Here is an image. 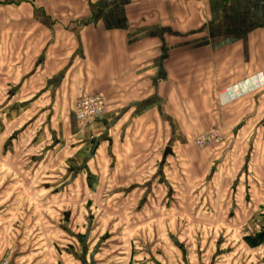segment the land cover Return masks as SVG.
<instances>
[{
  "label": "crops",
  "instance_id": "0c3cea01",
  "mask_svg": "<svg viewBox=\"0 0 264 264\" xmlns=\"http://www.w3.org/2000/svg\"><path fill=\"white\" fill-rule=\"evenodd\" d=\"M46 3L0 2V56L9 41L29 67L3 103L22 96L6 112L12 126L42 98L59 99L54 113L39 110L21 133L0 127V256L8 252L12 264H93L76 254L84 240L73 235V207L84 190L95 197L97 187L115 185L104 192L119 204L113 216L132 220L127 204L136 201L146 230L187 251L188 264H255L231 251L213 255L222 241L206 234L237 227L264 203V0H56L55 17ZM239 84L242 94L220 97ZM96 94L106 98L105 112L76 139L62 117L72 114L77 125L66 109ZM41 116H61L59 125L28 138L24 130ZM210 130L224 135L221 145H192ZM91 136L99 139L94 153L83 141ZM100 152L102 174L90 167ZM62 163L63 176L47 182V168ZM175 216L193 218L184 227L200 239L193 236L189 250L176 242Z\"/></svg>",
  "mask_w": 264,
  "mask_h": 264
},
{
  "label": "rangeland",
  "instance_id": "374dc122",
  "mask_svg": "<svg viewBox=\"0 0 264 264\" xmlns=\"http://www.w3.org/2000/svg\"><path fill=\"white\" fill-rule=\"evenodd\" d=\"M55 1L56 0H46L47 16L49 17L62 15L60 12L56 13L60 11V9L59 5H54ZM0 2H2V0H0ZM9 46V41L8 46L7 42L5 41V49L3 52H1L3 55L0 56V127L2 126L5 129V133L11 129H13V132H17L16 129H18V131L21 133L25 127L29 128L27 125L29 123L32 124V122H29V119L34 118L33 115L39 110L44 109L45 111L49 112V115L50 113H54L59 105V99L54 98L53 102L55 104H50L47 101V96L45 99L42 98L43 101L40 104L36 103L29 107L31 116H23V119L20 118L18 126H12L11 123L14 119L12 116H14V114H7L6 112L10 108V104H13L12 102L16 100L21 101L22 96L12 99L8 105H4L3 103L7 101V95L9 91L16 90L18 86V78H20L21 75H24L29 67H21V65H19L23 58L19 56L16 51L11 50V48L8 49ZM33 59H36L35 56L24 57L26 64H31ZM23 91H25V89L21 88L19 93H23ZM72 108H74L73 105L66 109V112L71 113ZM24 114L26 113L24 112ZM69 115L70 116H63L62 119H65V122L70 123L69 128L76 132L75 138L80 139L81 136H84V134L87 133H85L86 126L83 127V129L79 128L78 125L75 124L72 114ZM49 117L50 116H41L35 120L29 131L24 130V134L29 136L28 138H35V135L38 134L41 128L46 130L49 128H57V125H59L57 118L61 116H53V118ZM45 123L47 124V127L43 126ZM219 135L221 136V141L211 144L210 146L221 145V143L224 142V135L221 133H219ZM49 142L50 141H47V144H49ZM71 142L72 139H68L65 143H63L66 150L70 148ZM60 147L62 148V144ZM72 152L73 155L76 154L75 151ZM53 153L52 155H54ZM58 154H60V152H58ZM102 165L103 159L101 158L100 152L94 163H90V167H92L93 170L99 169L102 174ZM65 168L66 166L64 163L55 168L50 165L47 168L48 175H46L47 178L45 180L47 182H52L54 177L56 178L59 176L60 178L63 176L62 174H64ZM97 177L100 179L102 178L100 175ZM39 186L43 187L42 184ZM116 187L117 186L115 185L108 186L104 191L99 190L97 187L95 197H91L88 192H86L85 195L84 190V200L79 199L78 211H75L77 210L76 206L73 207V213H78L79 215L77 228H74L75 234L73 235H77L82 240H84V245L79 247L80 249L78 252L76 251V254L79 256V258L88 262L93 261V264H188L187 262L190 261H188L187 258V251H183L182 248H176L175 245L173 246L168 239H165L164 242L166 243L164 246L161 245V243H159L160 241H157V239L154 238L153 231L146 230V222L141 221L142 218L136 216V201H131L127 204L128 209L133 211L131 218L132 220L135 219V222L130 220L128 217L126 218L125 216H121L122 214L120 212L117 213V216H113L112 210H117L116 208L119 207V204L114 205L113 201L111 202L107 199L109 198V194L104 195V192L107 191L109 193L116 191ZM202 191L203 190H201V192ZM52 203H54V201ZM166 205L163 207L164 212L167 210ZM260 208L261 209L259 211H256L254 217H239L238 221L235 222L238 223L237 227H231L229 225L223 224L221 227L218 225L215 228V232L209 234L207 233L206 239L209 241L211 240L214 243L216 242V245L219 240L222 241L220 250H216L214 248L212 249L213 255H220V253H222V256H225L224 253L226 251H231V256L233 259L239 257L244 259L245 262V259L249 258L253 259L255 264H264V237L259 238V235L264 232V203H262ZM89 212L92 214L90 223L88 222V214H90ZM174 218L176 222L175 226L178 225L176 230L179 231L177 232L175 230V238L178 239L176 242H180V244L186 246V249L189 250L190 246H193L192 242L194 241L195 235L196 240L200 239L199 235L189 232L186 229L187 227H184L187 226L189 223L188 221L190 219L192 221L193 218L187 216H175ZM117 220L121 223H115ZM87 230L89 232V236L85 235ZM67 241L70 242V239H67ZM72 244L75 246V242H72ZM208 251L210 252V250ZM201 252L202 250L199 251V254ZM4 256L11 261L8 252H5Z\"/></svg>",
  "mask_w": 264,
  "mask_h": 264
},
{
  "label": "built area",
  "instance_id": "2783aa9c",
  "mask_svg": "<svg viewBox=\"0 0 264 264\" xmlns=\"http://www.w3.org/2000/svg\"><path fill=\"white\" fill-rule=\"evenodd\" d=\"M242 84V83H241ZM241 84L234 86L231 89L225 90L220 94V97L228 96L230 99H233L244 92L242 90ZM230 94V95H229ZM106 108V98L103 95H89L81 98L76 102L73 108V116L79 128H82L91 124L93 121L100 119ZM221 141V136L219 131L210 130L204 132L193 139L192 145L198 149H205L211 144ZM0 264H12L11 261L5 257L0 256Z\"/></svg>",
  "mask_w": 264,
  "mask_h": 264
},
{
  "label": "flooded vegetation",
  "instance_id": "af4514ba",
  "mask_svg": "<svg viewBox=\"0 0 264 264\" xmlns=\"http://www.w3.org/2000/svg\"><path fill=\"white\" fill-rule=\"evenodd\" d=\"M93 140H96V142H97V146H98V143H99V139L97 138V137H93V136H91V137H89V138H86V139H84L83 141H84V144L85 143H88V146H89V153L92 151V148H93ZM87 141V142H86ZM82 142V141H81ZM83 143V142H82ZM55 146H57V141L55 140V139H53V143H52V145H51V147L52 148H54ZM97 148V147H96ZM96 150V149H95ZM95 152V151H94ZM93 152V153H94Z\"/></svg>",
  "mask_w": 264,
  "mask_h": 264
},
{
  "label": "water",
  "instance_id": "95a60500",
  "mask_svg": "<svg viewBox=\"0 0 264 264\" xmlns=\"http://www.w3.org/2000/svg\"><path fill=\"white\" fill-rule=\"evenodd\" d=\"M93 148H92V151H91V153H93L94 151H95V149H96V147H97V142H96V140H93ZM262 236H264V232L262 233ZM82 264H87L86 262H82Z\"/></svg>",
  "mask_w": 264,
  "mask_h": 264
},
{
  "label": "trees",
  "instance_id": "16d2710c",
  "mask_svg": "<svg viewBox=\"0 0 264 264\" xmlns=\"http://www.w3.org/2000/svg\"><path fill=\"white\" fill-rule=\"evenodd\" d=\"M262 237H264V236H262V234H260V235H259V238H262Z\"/></svg>",
  "mask_w": 264,
  "mask_h": 264
}]
</instances>
